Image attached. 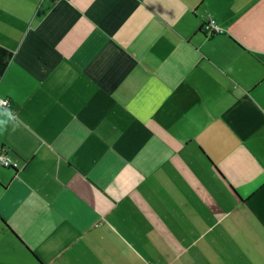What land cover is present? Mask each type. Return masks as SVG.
I'll use <instances>...</instances> for the list:
<instances>
[{
  "label": "crops",
  "instance_id": "obj_1",
  "mask_svg": "<svg viewBox=\"0 0 264 264\" xmlns=\"http://www.w3.org/2000/svg\"><path fill=\"white\" fill-rule=\"evenodd\" d=\"M0 45V264H264V0H0Z\"/></svg>",
  "mask_w": 264,
  "mask_h": 264
},
{
  "label": "built area",
  "instance_id": "obj_2",
  "mask_svg": "<svg viewBox=\"0 0 264 264\" xmlns=\"http://www.w3.org/2000/svg\"><path fill=\"white\" fill-rule=\"evenodd\" d=\"M202 30L208 35L222 31V29L219 27L216 20L212 16H209V18L204 21ZM1 104L3 106H8L9 101L7 99H2ZM0 164L7 167H14L16 169L23 168L25 166L24 163L21 164L18 161L13 160L3 149L0 150Z\"/></svg>",
  "mask_w": 264,
  "mask_h": 264
},
{
  "label": "trees",
  "instance_id": "obj_3",
  "mask_svg": "<svg viewBox=\"0 0 264 264\" xmlns=\"http://www.w3.org/2000/svg\"><path fill=\"white\" fill-rule=\"evenodd\" d=\"M12 56V51L0 45V76L5 72Z\"/></svg>",
  "mask_w": 264,
  "mask_h": 264
}]
</instances>
